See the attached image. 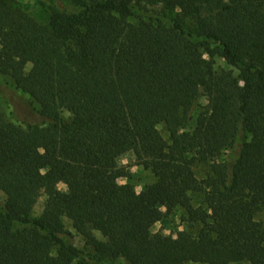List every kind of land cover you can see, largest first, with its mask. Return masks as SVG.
Listing matches in <instances>:
<instances>
[{
    "label": "trees",
    "instance_id": "1",
    "mask_svg": "<svg viewBox=\"0 0 264 264\" xmlns=\"http://www.w3.org/2000/svg\"><path fill=\"white\" fill-rule=\"evenodd\" d=\"M62 2L42 23L0 0V73L41 120L0 112V264H264V0ZM129 152L154 177L140 192L116 183ZM157 208L200 231L148 236Z\"/></svg>",
    "mask_w": 264,
    "mask_h": 264
},
{
    "label": "rangeland",
    "instance_id": "2",
    "mask_svg": "<svg viewBox=\"0 0 264 264\" xmlns=\"http://www.w3.org/2000/svg\"><path fill=\"white\" fill-rule=\"evenodd\" d=\"M20 6L29 15L37 19L39 22L47 23L48 17L52 9L58 5H62L64 0H17ZM216 65L220 68H226V63L221 58H216ZM31 66H28L30 69ZM207 100L203 98L200 107L192 115L193 119L189 122L185 131H193L196 127V120L202 110L207 105ZM0 112L3 113L8 120L25 124L29 122L41 121L38 114V104L27 94L19 90L12 79L8 75L0 73ZM63 127L61 131V146L60 157L66 159L68 157V137H69V124L71 122V114L67 110L62 112ZM160 132L166 140H169L170 135L165 124L158 126ZM119 166L124 169L125 176L116 180L118 184L127 185L134 192L142 191L148 184L154 181V177L150 171L145 170L142 166L138 165L136 156L133 152H129L121 156L118 160ZM211 162L198 165L197 174L200 179L206 178L210 171ZM60 189L66 190V186L60 185ZM194 203L200 205L203 203L201 196H193ZM5 199V194L0 192V200ZM49 203V198L46 194H41L38 200L32 206V216L40 217L45 207ZM206 207V205H204ZM158 216V221L148 233V236L160 232L166 236L174 238L178 237L179 232L189 230L193 234H198L201 225L194 222L183 210H178L174 214L166 216L165 210L162 208L155 209ZM65 225L74 235L75 244L83 248L84 240L73 228L70 220L65 219ZM99 239H103L99 232H96ZM246 264V263H238Z\"/></svg>",
    "mask_w": 264,
    "mask_h": 264
}]
</instances>
